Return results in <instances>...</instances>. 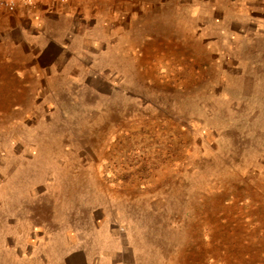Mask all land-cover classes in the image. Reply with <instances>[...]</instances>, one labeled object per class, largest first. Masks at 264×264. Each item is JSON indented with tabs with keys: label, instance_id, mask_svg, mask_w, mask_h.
Instances as JSON below:
<instances>
[{
	"label": "rangeland",
	"instance_id": "374dc122",
	"mask_svg": "<svg viewBox=\"0 0 264 264\" xmlns=\"http://www.w3.org/2000/svg\"><path fill=\"white\" fill-rule=\"evenodd\" d=\"M245 2L0 11V264H264V91L163 59ZM255 13L222 12L227 56Z\"/></svg>",
	"mask_w": 264,
	"mask_h": 264
},
{
	"label": "crops",
	"instance_id": "0c3cea01",
	"mask_svg": "<svg viewBox=\"0 0 264 264\" xmlns=\"http://www.w3.org/2000/svg\"><path fill=\"white\" fill-rule=\"evenodd\" d=\"M247 1L248 3L245 2L242 5L235 3L229 6H222V8L202 9L207 12L204 14L203 19L200 18L196 23L187 20L184 25H176V31L173 32L175 49L181 50L182 53L172 54L163 59L175 60L179 63L177 65L181 67L186 60L191 61L192 64L189 63L190 65L200 69H198L199 71L195 70L196 73L199 72L206 75L215 74L221 68L224 83L236 85V87H230V89L264 91V0ZM239 8L245 12H256L257 18L249 20L251 23H255L253 26H250V24L239 25L234 21L233 24L235 25H232L233 28L238 30L242 27H254V30L252 29L254 35L246 34L245 37H241L243 39V50L241 53L236 50L235 53L227 56V53L222 50L225 49L224 33L228 35L229 32L221 31V29L225 26L230 27V24H223L225 19L222 12L226 15L230 11L238 10ZM179 10L178 7L175 8V15L173 16L177 17ZM214 12L217 13V17L220 14L221 18L213 19ZM184 16H186V13ZM198 23V29L194 30ZM192 25H194L193 28H191ZM179 27H181V32ZM231 33H234V31ZM232 38L236 41V37L233 36ZM186 65L184 64V66ZM245 65L254 66V69L245 70L243 69ZM161 67L168 68L166 63L162 64Z\"/></svg>",
	"mask_w": 264,
	"mask_h": 264
},
{
	"label": "built area",
	"instance_id": "2783aa9c",
	"mask_svg": "<svg viewBox=\"0 0 264 264\" xmlns=\"http://www.w3.org/2000/svg\"><path fill=\"white\" fill-rule=\"evenodd\" d=\"M48 1H57L62 3H69V2H79L84 0H0V11H13L17 9L27 8L31 7L37 4H40L42 2H48ZM88 1V0H85ZM92 1H99V0H92ZM110 2H129L133 0H107Z\"/></svg>",
	"mask_w": 264,
	"mask_h": 264
}]
</instances>
